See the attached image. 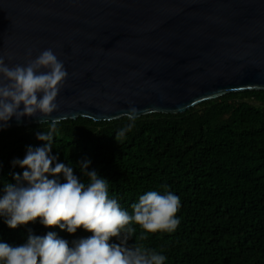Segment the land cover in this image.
<instances>
[{
    "label": "trees",
    "instance_id": "1",
    "mask_svg": "<svg viewBox=\"0 0 264 264\" xmlns=\"http://www.w3.org/2000/svg\"><path fill=\"white\" fill-rule=\"evenodd\" d=\"M127 123L125 116L62 120L52 142L58 162L70 163L86 183L77 165L90 159L89 170L108 180L109 195L129 214L147 191L180 197L173 233H144L134 224L127 245L161 252L165 264H264V90L228 93L184 113L144 115L121 140L116 133ZM39 131L47 132L48 122L0 132V187L24 170L13 167V159H23L28 146H43ZM29 230L38 236L54 231L69 245L92 235L45 227L39 218L10 229L0 218V241L9 245L25 243Z\"/></svg>",
    "mask_w": 264,
    "mask_h": 264
},
{
    "label": "water",
    "instance_id": "2",
    "mask_svg": "<svg viewBox=\"0 0 264 264\" xmlns=\"http://www.w3.org/2000/svg\"><path fill=\"white\" fill-rule=\"evenodd\" d=\"M49 48L68 73L58 110L13 117L5 129L118 120L130 105L137 118L184 113L264 90V0H0V56L9 67Z\"/></svg>",
    "mask_w": 264,
    "mask_h": 264
},
{
    "label": "clouds",
    "instance_id": "3",
    "mask_svg": "<svg viewBox=\"0 0 264 264\" xmlns=\"http://www.w3.org/2000/svg\"><path fill=\"white\" fill-rule=\"evenodd\" d=\"M27 56H31V50ZM0 77L2 130L13 117L20 122L23 117H47L57 111V97L68 73L49 48L26 66L9 67L4 56H0ZM139 112L129 106L124 113L128 123L119 129L117 137L126 139V134L135 127ZM46 121L48 131L36 135L44 142L43 146H28L23 159L15 158L11 162L13 167L24 170L22 174H12L14 182L0 187V218L10 229L39 218L45 227L58 226L70 234L83 228L92 235L73 240L69 245V241L54 231L38 236L29 230L26 242L21 245L0 241V264H165L166 255L137 244L129 247L127 241L134 236V224L144 233H173L180 223L176 215L181 206L180 197L167 190L163 193L150 190L131 205L129 214L109 195L108 180L95 169L89 170L90 159L84 158L77 165L87 183L74 175L70 163L66 166L58 162V155L52 154V142L61 120ZM112 237L119 244L109 243ZM140 238L145 239L146 235Z\"/></svg>",
    "mask_w": 264,
    "mask_h": 264
}]
</instances>
